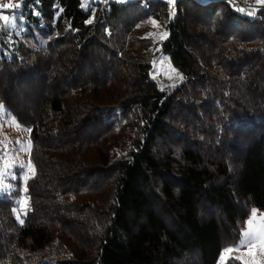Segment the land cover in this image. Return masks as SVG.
Listing matches in <instances>:
<instances>
[{
    "label": "trees",
    "instance_id": "obj_1",
    "mask_svg": "<svg viewBox=\"0 0 264 264\" xmlns=\"http://www.w3.org/2000/svg\"><path fill=\"white\" fill-rule=\"evenodd\" d=\"M134 2L165 23L160 49L133 35ZM20 7L23 29L0 39V105L29 129L35 173L20 218L0 198V264H217L264 210V10ZM162 53L184 78L171 92L151 77Z\"/></svg>",
    "mask_w": 264,
    "mask_h": 264
},
{
    "label": "rangeland",
    "instance_id": "obj_2",
    "mask_svg": "<svg viewBox=\"0 0 264 264\" xmlns=\"http://www.w3.org/2000/svg\"><path fill=\"white\" fill-rule=\"evenodd\" d=\"M135 0H121L122 3ZM85 9L99 0H82ZM139 19L133 35L150 38L157 49L169 34L165 23L151 16L146 2H134L124 7ZM21 7L18 8V11ZM24 18L20 12L4 10L0 14V39H12L23 29ZM151 77L163 92H171L183 81V74L172 64L170 57L160 54L152 63ZM32 141L29 129L20 125L5 107L0 105V198L16 199V214L20 218L27 208V182L35 173L31 162ZM16 193L19 195L15 197ZM246 234V235H245ZM243 241V243H241ZM231 249V250H230ZM237 258L244 264H264V210L253 209L244 223V235L236 246L225 250L217 264H226Z\"/></svg>",
    "mask_w": 264,
    "mask_h": 264
},
{
    "label": "built area",
    "instance_id": "obj_3",
    "mask_svg": "<svg viewBox=\"0 0 264 264\" xmlns=\"http://www.w3.org/2000/svg\"><path fill=\"white\" fill-rule=\"evenodd\" d=\"M24 0H0V14L4 12V10L7 11H16L20 7ZM100 3H117L121 2V0H99ZM135 1H145V0H135ZM227 3L233 4V5H238L241 8L253 12V13H258L259 11L264 10V0H223ZM9 3L12 4V8H4L2 7L3 4Z\"/></svg>",
    "mask_w": 264,
    "mask_h": 264
},
{
    "label": "snow or ice",
    "instance_id": "obj_4",
    "mask_svg": "<svg viewBox=\"0 0 264 264\" xmlns=\"http://www.w3.org/2000/svg\"><path fill=\"white\" fill-rule=\"evenodd\" d=\"M2 7H4V8H12L13 5H12V4H9V3H5V4L2 5ZM89 22H90V21H89ZM245 235H246V234H245ZM241 243H243V241H242ZM230 250H231V249H230Z\"/></svg>",
    "mask_w": 264,
    "mask_h": 264
}]
</instances>
